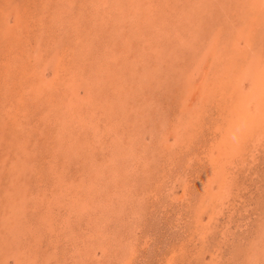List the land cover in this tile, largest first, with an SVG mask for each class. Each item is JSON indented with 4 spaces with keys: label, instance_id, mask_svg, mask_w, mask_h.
<instances>
[{
    "label": "rangeland",
    "instance_id": "obj_1",
    "mask_svg": "<svg viewBox=\"0 0 264 264\" xmlns=\"http://www.w3.org/2000/svg\"><path fill=\"white\" fill-rule=\"evenodd\" d=\"M263 93L264 0H0V264H264Z\"/></svg>",
    "mask_w": 264,
    "mask_h": 264
},
{
    "label": "bare ground",
    "instance_id": "obj_2",
    "mask_svg": "<svg viewBox=\"0 0 264 264\" xmlns=\"http://www.w3.org/2000/svg\"><path fill=\"white\" fill-rule=\"evenodd\" d=\"M140 16H141V15H140ZM179 41H180V40H179ZM121 50H122V49H121ZM129 52H130V51H129ZM141 79H142V78H141ZM141 79H140V80H141ZM141 81H142V80H141ZM145 83H146V82H145ZM101 84H102V83H101ZM74 85H75V84H74ZM69 90H70V89H69ZM67 93H68V92H67ZM263 94H264V93H263ZM260 96H261V95H260ZM262 97H263V96H262ZM263 100H264V99H262V100H257V103H259L258 106H257V107H258L257 110H258L259 108L261 109V104H263ZM203 101H204V100H203ZM244 101H245V100H244ZM261 102H262V103H261ZM253 105H254V104H253ZM208 108H209V107H208ZM236 109H237V108H236ZM263 111H264V110H263ZM246 112H248V106H247V110H246ZM251 113H252V112H251ZM244 114H245V113H244ZM255 114H256V112H255ZM257 114H258V112H257ZM247 115H249V114H247ZM247 115H246L245 117H247ZM249 116H250V115H249ZM253 116H254V115H253ZM256 116H258V115H256ZM256 116H254V117H256ZM258 117H259V116H258ZM258 117H257V118H258ZM257 118H255V119H256L255 121H257ZM247 119H249V118H246L245 120H247ZM251 119L253 120L254 123H257V122L254 121L253 118H251ZM238 121H239V119H238ZM249 122H250V121H249ZM249 122H248V120H247L246 122L244 121L243 124H242L241 122H239V123L242 124V126H243V128H244L243 132L241 133L242 135H246V134H248V133H249V130H248V129H249V128L251 129L252 126H253V127L255 126L254 123H251V124H253V125H251V127H250V123H249ZM239 123H238V124H239ZM233 125H234V124H233ZM231 126H232V125H231ZM239 126H240V124H239ZM240 127H241V126H240ZM253 127H252V129H254ZM236 128H237V127H235V129H236ZM237 129H239V127H238ZM233 130H234V127H233ZM241 131H242V130H241ZM236 134H237V135H238V134L240 135V133H237V132H236ZM232 135H235V134L233 133ZM239 135H238V136H239ZM176 136H177V135H176ZM178 137H179V136H178ZM180 137H181V136H180ZM240 137H241V136H240ZM238 138H239V137H238ZM177 139H178V138H177ZM177 139H176V140H177ZM234 139H235V138L232 139V142H233V141H236V139H235V140H234ZM230 140H231V139H230ZM230 140H229V141H230ZM238 140H239V139H238ZM63 142H64V141H63ZM227 142H228V141H226V143H227ZM242 143H243V142H242ZM232 144H233V143H231V141L228 143L229 146L232 145ZM234 144H235V143H234ZM236 144H238V143H236ZM174 145H175V144H174ZM238 145H239V144H238ZM227 147H228V146H227ZM235 147H236V146H235ZM237 147H238V146H237ZM239 147H240V146H239ZM239 147H238V148H239ZM230 148H231V147H230ZM230 148H229V149H230ZM232 150H233V148H232ZM234 150H235V149H234ZM143 151H145V150H143ZM93 152H94V151H93ZM222 152H223V151H222ZM231 152H233V151H231ZM223 153H224V152H223ZM140 154H141V153H140ZM144 154H145V153H144ZM220 156H221V155H220ZM78 157H79V156H78ZM223 162H224V161H223ZM69 167H70V166H69ZM18 170H19V169H18ZM222 171H223V170H222ZM214 175H215V174H214ZM128 177H129V176H128ZM166 177H167V176H166ZM210 177H211V176H210ZM188 197H189V196H188ZM45 206H46V205H45ZM179 255H180V254H179Z\"/></svg>",
    "mask_w": 264,
    "mask_h": 264
}]
</instances>
